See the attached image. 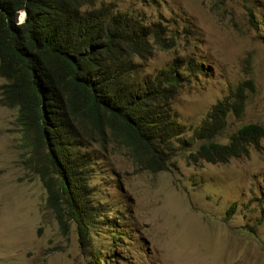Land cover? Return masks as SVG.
I'll list each match as a JSON object with an SVG mask.
<instances>
[{
    "label": "rangeland",
    "instance_id": "374dc122",
    "mask_svg": "<svg viewBox=\"0 0 264 264\" xmlns=\"http://www.w3.org/2000/svg\"><path fill=\"white\" fill-rule=\"evenodd\" d=\"M106 1L152 30L166 27L163 41L173 37L143 76L178 66L185 82L172 104L186 144L164 171L140 168L116 142L88 146V195L107 224L93 220L81 238L78 223L49 202L44 178L53 173L29 145L17 108L2 103L0 75V264H264V139L228 163L190 155L202 144L194 131L245 81L254 89L242 114L231 113L212 141L264 126V0Z\"/></svg>",
    "mask_w": 264,
    "mask_h": 264
},
{
    "label": "trees",
    "instance_id": "16d2710c",
    "mask_svg": "<svg viewBox=\"0 0 264 264\" xmlns=\"http://www.w3.org/2000/svg\"><path fill=\"white\" fill-rule=\"evenodd\" d=\"M145 20L106 0H0L2 103L17 108L29 145L53 173L44 178L49 202L78 223L81 238L93 220L107 224L88 195V146L116 142L140 168L164 171L176 146L186 144L172 104L185 82L178 66L143 76L154 50L176 43L161 38L166 27L152 30ZM248 89L252 81L241 83L194 131L202 144L193 161L228 163L260 147L264 126L256 123L227 144L212 141L231 113L242 114Z\"/></svg>",
    "mask_w": 264,
    "mask_h": 264
},
{
    "label": "clouds",
    "instance_id": "9594fccd",
    "mask_svg": "<svg viewBox=\"0 0 264 264\" xmlns=\"http://www.w3.org/2000/svg\"><path fill=\"white\" fill-rule=\"evenodd\" d=\"M25 17V16H24Z\"/></svg>",
    "mask_w": 264,
    "mask_h": 264
}]
</instances>
